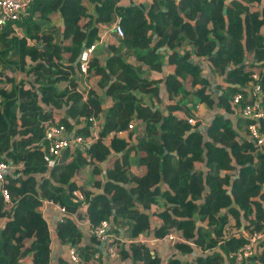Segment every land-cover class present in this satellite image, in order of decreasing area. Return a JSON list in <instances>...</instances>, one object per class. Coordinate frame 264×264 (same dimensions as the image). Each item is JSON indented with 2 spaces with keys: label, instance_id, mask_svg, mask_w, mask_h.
I'll list each match as a JSON object with an SVG mask.
<instances>
[{
  "label": "trees",
  "instance_id": "trees-1",
  "mask_svg": "<svg viewBox=\"0 0 264 264\" xmlns=\"http://www.w3.org/2000/svg\"><path fill=\"white\" fill-rule=\"evenodd\" d=\"M89 1L95 13L89 32L97 39L115 15L126 30L125 36L113 32L111 58L123 67L107 89L114 103L106 112L99 97L91 94L84 100L76 67L65 63L63 54L69 48L80 53L89 43L88 32L80 26L83 0H34L25 15L0 32V158L16 166L9 175L11 204L0 195V264H50L52 239L40 210L46 199L65 208L57 232L63 242L80 246L82 264L93 263L96 253L104 257L101 240L90 231L103 220L110 221L115 235L121 236V229L125 233L126 241H114L122 260L115 259L117 264H233L231 254L244 239L230 234L264 230V148L254 144L252 121L244 117L236 129L230 119L217 114L206 140L197 110L205 104L220 113H237L233 98L238 93L244 95L243 105L253 103V92L247 89L254 88L255 73L264 98V0H153L149 7L131 0ZM38 11L48 24L41 43L29 40ZM61 16L63 25L57 23ZM164 47L172 51L169 66L183 71L182 78L167 80L166 116L145 103L147 93L158 95L153 87L158 82L143 80L139 67L125 62L119 50H128L138 64L161 72ZM193 56L209 61L224 83L213 87ZM23 74L34 81L29 88V80L15 78ZM89 75L108 77L107 66L97 56ZM47 107L66 109L68 117ZM103 112L100 140L110 138L123 155L108 167L104 192L94 193L75 182L88 156L105 158L94 145H73L58 157L31 145L44 137L48 124H64L70 133L88 138L89 119L101 118ZM191 118L197 123L191 124ZM127 131L129 139L119 136ZM133 135L137 147H128ZM163 136L172 138L177 155L166 152ZM134 151L144 155L139 168L130 169ZM76 189L98 206L90 216L88 235L70 218L82 204L73 195ZM154 211L160 213L158 224ZM170 232L186 241H146ZM258 253L264 262V239ZM62 264L72 263L68 259Z\"/></svg>",
  "mask_w": 264,
  "mask_h": 264
},
{
  "label": "crops",
  "instance_id": "crops-1",
  "mask_svg": "<svg viewBox=\"0 0 264 264\" xmlns=\"http://www.w3.org/2000/svg\"><path fill=\"white\" fill-rule=\"evenodd\" d=\"M153 0H131V3L134 5H144L145 7H149L151 2ZM83 14L82 19L80 21V26L83 31H87L88 36V42H86L87 45L90 44H96V55L97 58L102 61V63H105L108 69V77L104 76H95L90 78V81L85 84V82H82V86H88L91 85V94L99 97L103 101L104 106V112L107 111V109L113 105L114 101L112 98L107 94V89L111 85L113 81H115L119 74L122 71V63L121 61H113L112 52L110 50L111 42L114 43L116 40L113 39V32L115 23L119 20V16L115 15V20L113 23L105 27L101 30V33L99 34V38L97 39V36L93 32H89L90 28L92 27L93 18H94V7L93 4L89 0H83ZM42 11H38L32 19L33 21V27L30 31V37L29 40L31 42H39L42 38V36L48 31V24L47 22L41 17ZM57 23L64 24V19L61 16L59 20H57ZM63 47L64 45L61 44ZM116 47H119V44L116 45ZM83 48V47H82ZM70 50H66L63 52L67 58L65 59V63L72 64L76 67L78 63L79 53L74 51L73 49L69 48ZM185 48H181L180 52L184 51ZM186 49H191L190 46H187ZM120 55L122 58H124L125 62L137 65L139 67V71L141 73V76L143 80L149 81H157L158 85L153 86L154 87V93L157 91L158 95L149 96L151 94H148V96L145 97V103L146 105L152 106L154 110H160L163 111V114L166 116L169 114V111L167 110V105L169 104L168 99V89H167V80L173 78V76H178L179 78H182L183 71L181 69H176V67H171L168 64V58L169 55L172 54V51L164 47L162 48V52L165 54V64L161 70V72L154 71L152 72L148 67L144 66L143 64L140 65L135 61V56L130 54V52L126 49H119ZM194 60L196 62H199L201 64V69L203 75L208 78L213 87H217L224 83V78L214 75L211 69V63L203 58H199L198 56H193ZM123 60V61H124ZM4 70L2 67V64L0 63V72ZM161 74V76L159 75ZM160 77L162 78L160 80ZM17 81L22 82V78H26V88H29L30 84H34V81L31 80V78L26 76V74L20 75L18 77H15ZM182 80V79H181ZM238 86V85H237ZM218 90V89H216ZM247 91H251V88L249 87ZM49 110H53L55 112H59L62 114V116L67 115V110H56L52 107H47ZM104 112L101 115V121L105 119ZM199 119L201 121L200 129L205 133L206 140H210L207 135V128L210 126V124L214 121L217 114H222L225 118L230 119L232 121L233 126L236 129H239L238 126V119L243 118L240 108H238L237 113L228 115L225 111H218L216 108L211 109L207 107L205 104L200 105L197 110ZM59 118V117H58ZM137 124V119H134ZM259 124V127L264 129V117L257 121ZM48 124V123H47ZM74 132V131H73ZM243 135H247L244 131H241ZM128 131L123 132L122 134H119V136L129 139L128 138ZM162 141L164 143V147L167 153H176V149L173 145L172 138H169L168 136H163ZM138 139L136 135L132 136V139L130 140V143L128 147H137ZM254 144L256 145L255 141ZM94 148L102 154L105 158L103 160H95L92 159L91 156H88L86 163L84 166L79 170L77 175L75 176V182L79 187H85L94 192V193H103L104 192V184L108 180L107 175V169L110 167L113 160L115 161V158H122L123 152H117L110 143V138H105L102 140H98L93 143ZM77 146V145H76ZM264 148V147H263ZM262 149V148H261ZM74 150V148H72ZM140 155H144V153H140ZM140 155H137L136 151H134V154H132L129 157L130 162V169H137L139 168V158ZM200 166V164L198 165ZM205 164V169H206ZM47 176L49 174L47 173ZM39 180L43 179L41 175H37ZM96 182H99L102 186L101 188L96 187L94 184ZM98 206L95 203L85 202L84 204H81L79 209L76 213L72 214L70 218L72 221L76 224H78L81 228L84 229L86 234L88 233V227L90 228V216L93 212H96ZM40 210L43 213V216L46 218L49 226V231L51 235V262L50 264H62V260H68V249L70 246V243L63 242L59 235H58V225L60 223L63 217L62 211L60 210V206L56 205L55 203H48L44 202L43 205L40 207ZM154 221L158 224L160 213L154 211L152 212ZM6 219H4L2 222V225L4 224ZM232 221H235L233 218ZM88 235V234H87ZM79 246V245H78ZM80 247V246H79ZM101 249L103 251L104 257L101 255L98 260H95L94 263L91 264H117V262L114 259H111L108 257L103 249V245L101 246ZM200 253V251H199ZM192 255V258H196L199 254L197 251H194ZM103 259V261H101ZM116 262V263H115ZM132 261H127L125 264H131Z\"/></svg>",
  "mask_w": 264,
  "mask_h": 264
},
{
  "label": "built area",
  "instance_id": "built-area-1",
  "mask_svg": "<svg viewBox=\"0 0 264 264\" xmlns=\"http://www.w3.org/2000/svg\"><path fill=\"white\" fill-rule=\"evenodd\" d=\"M34 0H0V32L2 29L9 23L18 21L23 15H25L28 9L31 7ZM114 31H116L121 36H125V28L118 23H115ZM42 42V38L39 43ZM84 47L79 53V60L76 65L77 75L79 77L80 83H88L90 78L95 76L89 75L90 63L93 58L96 56V44H90ZM254 88L251 89L253 92L251 95L255 98L253 103H246L243 105L245 98L244 95L238 93L234 95V103L239 105L241 108V114L244 118L252 121L249 125V131L256 143L258 148L264 147V129L259 127L257 123L258 120L264 117V98L262 94V86L258 82L260 79L259 74L255 73L253 75ZM91 85L83 87V97L84 100H88L91 95ZM90 133L91 135L87 138L82 135H77L76 132L70 133L67 127L64 124H48L46 134L38 142L33 143L31 146L33 149L41 147L46 153L51 157H58L61 153L68 147L73 145L81 146L84 149L90 148L94 142L100 140V131L102 129L101 118H96L95 116L90 119ZM191 124H196L197 120L191 118ZM134 123L130 124V128H133ZM54 160H50L49 165H54ZM16 166L8 161H5L0 158V195L3 197L5 203L9 206L12 202L11 193L8 189L10 183L9 175L12 171L15 170ZM73 195L77 201L84 204L86 201V196L83 191L76 189L73 191ZM45 202L53 203V201L46 199ZM63 217L65 216V208L60 207ZM62 217V219H63ZM90 225V224H89ZM111 223L109 220H103L96 225H92L90 231L95 234L102 242L103 249L108 257L111 259H116L117 261L122 262L121 256L117 251V244L114 243L117 239H123L126 241L123 236H117L111 232ZM239 237L244 239L243 245L239 248L238 251L231 254L233 259V264H264L262 259L259 257L258 246L261 241L264 239V230H255V231H234L230 234V238ZM146 241H161L167 244H176L179 241H186L182 238V235L177 232H170L165 235L162 239H147ZM190 242V241H189ZM192 244V242H190ZM101 254L96 253L95 260L100 258ZM68 258L72 264H82L83 257L81 255V249L78 245L70 244L68 249Z\"/></svg>",
  "mask_w": 264,
  "mask_h": 264
},
{
  "label": "water",
  "instance_id": "water-1",
  "mask_svg": "<svg viewBox=\"0 0 264 264\" xmlns=\"http://www.w3.org/2000/svg\"><path fill=\"white\" fill-rule=\"evenodd\" d=\"M86 45L84 44V46H83V48H82V50L84 49V47H85ZM81 50V51H82ZM78 60H79V58H78ZM240 108V110H241V108L242 107H239ZM116 215V210H114V216ZM121 235L124 237V235H125V233H124V230L123 229H121Z\"/></svg>",
  "mask_w": 264,
  "mask_h": 264
},
{
  "label": "rangeland",
  "instance_id": "rangeland-1",
  "mask_svg": "<svg viewBox=\"0 0 264 264\" xmlns=\"http://www.w3.org/2000/svg\"><path fill=\"white\" fill-rule=\"evenodd\" d=\"M97 56V55H96Z\"/></svg>",
  "mask_w": 264,
  "mask_h": 264
}]
</instances>
